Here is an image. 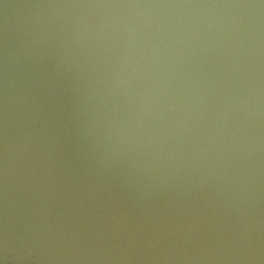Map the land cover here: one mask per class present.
<instances>
[{
    "label": "water",
    "instance_id": "1",
    "mask_svg": "<svg viewBox=\"0 0 264 264\" xmlns=\"http://www.w3.org/2000/svg\"><path fill=\"white\" fill-rule=\"evenodd\" d=\"M132 2L260 0H0V195L5 194L7 47V194L26 206L39 205L47 239L55 251L71 256L68 264H147L154 251H190L192 257L208 253L202 264H264V8L167 10L208 18L242 16L253 27L250 33L244 30L238 52L236 41L200 38L194 42L199 49L186 51L181 71L199 92L192 132L177 144L175 160L149 163L142 149L132 153L109 147L104 121L93 122L82 53L68 50L65 55L68 22L95 10L55 7ZM231 98L238 104L229 105ZM210 130L217 132V140L223 136L222 146L212 144ZM236 136L238 146L230 143ZM7 236V247L23 256L17 257L19 264H52ZM4 238L0 231V251H7Z\"/></svg>",
    "mask_w": 264,
    "mask_h": 264
},
{
    "label": "clouds",
    "instance_id": "2",
    "mask_svg": "<svg viewBox=\"0 0 264 264\" xmlns=\"http://www.w3.org/2000/svg\"><path fill=\"white\" fill-rule=\"evenodd\" d=\"M59 8L95 10V14L68 22L66 50L82 53V72L89 75L88 98L92 100L93 122L104 121L105 140L112 150L141 153L149 163L176 159L177 144L192 132V112L199 100L194 84L181 71L186 51L199 49L198 38L213 42L236 41L240 51L245 29L252 20L244 17H201L167 10L256 9L264 0L251 3H81ZM46 43V41H45ZM3 174L7 203L9 177L10 61L3 55ZM238 100L231 98L229 105ZM202 121V117L199 118ZM201 129L205 127L200 124ZM224 126L221 125L220 132ZM210 130L213 145H223ZM236 136L230 143L239 145ZM221 149L218 147L217 151ZM30 151V149H28ZM204 148L199 149L203 154ZM183 158V157H181ZM7 249L8 236L5 233ZM0 264H6L0 260Z\"/></svg>",
    "mask_w": 264,
    "mask_h": 264
},
{
    "label": "rangeland",
    "instance_id": "3",
    "mask_svg": "<svg viewBox=\"0 0 264 264\" xmlns=\"http://www.w3.org/2000/svg\"><path fill=\"white\" fill-rule=\"evenodd\" d=\"M23 202L24 200L17 201L7 194L6 203L5 194L0 195V231L32 248L35 253L40 254L52 264H68L67 261L71 260V256L64 255L65 251H55L50 240L47 239L48 225L37 214L41 211L39 205L30 207ZM14 253L18 255L15 256L16 259H12ZM206 256L208 253L192 257L190 251H154L147 264H192V261H199L195 264H202ZM17 257L21 259L23 257L17 250L7 247V251H0V260L6 258V264H19ZM31 264H34L33 261Z\"/></svg>",
    "mask_w": 264,
    "mask_h": 264
}]
</instances>
